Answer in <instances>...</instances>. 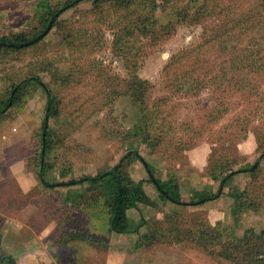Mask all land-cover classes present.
I'll use <instances>...</instances> for the list:
<instances>
[{
  "label": "rangeland",
  "instance_id": "rangeland-1",
  "mask_svg": "<svg viewBox=\"0 0 264 264\" xmlns=\"http://www.w3.org/2000/svg\"><path fill=\"white\" fill-rule=\"evenodd\" d=\"M42 1L0 0V38L33 35L29 32L37 31V6ZM49 1L57 6L62 0ZM228 1L233 0H135L131 11L136 12V22L128 24L122 22L121 6L104 1L95 7L92 0H84L69 10L59 8L51 29L33 48L0 50V100L26 80L40 78L60 109L58 117L49 120L54 129L49 181L95 176L126 157L132 161V179L147 180L140 155L156 169L158 178L176 180L184 203H189L195 192L222 194V174L212 168L214 157H225L227 169L237 173L258 161L264 153L263 55L260 62L243 60L249 40L237 33L218 38L222 33L218 24L227 23L224 13L236 9L242 16L254 17L258 28L248 29L246 35L253 37L256 51L264 52V3L234 0L240 7L225 4L220 19L224 23L216 21L221 4ZM142 17L145 24L155 20L170 26L159 30L169 34L161 39L142 36L144 25L138 22ZM117 38L124 41L117 43ZM174 57L184 66L167 69ZM138 79L148 85L146 110L139 96L129 93ZM28 85L21 104L0 118V264L32 255L34 243L40 253L56 259L54 264H234L225 258L229 246L244 241L246 234L251 237V230L264 231V198L260 208L237 217L231 196L254 187L257 193L242 201L260 202L263 159L254 172L238 173L221 197L203 205L163 202L146 183V191L157 202L146 216L162 219L173 214L180 223V234L165 233V245L136 248L139 240L118 238L108 227V210L102 204L95 208L98 212L92 208L75 214L74 222L114 246L115 254L107 258L103 249L86 243L64 244L73 227V205H63L67 189L44 187L37 177L48 101L41 87ZM145 115L153 119L149 125ZM84 195L91 197L89 192ZM56 205L61 206L56 217L72 218H66L63 226L52 220ZM137 214L132 212L130 218L137 219Z\"/></svg>",
  "mask_w": 264,
  "mask_h": 264
},
{
  "label": "trees",
  "instance_id": "trees-1",
  "mask_svg": "<svg viewBox=\"0 0 264 264\" xmlns=\"http://www.w3.org/2000/svg\"><path fill=\"white\" fill-rule=\"evenodd\" d=\"M84 0H62L60 4L57 6L50 3L49 0H43L42 2H39L37 6V13H38V26H36L37 31L33 33V30H31L29 33L33 35L28 34H13L9 36H4L0 38V50L4 51H13V52H20L23 49H30L36 46L40 40L36 43L34 40H36L42 33L46 31L49 24L52 22V19L54 18L55 14L58 12L59 8H62L63 6L66 8V10H69L73 8L74 6H77ZM87 1V0H86ZM91 1V0H89ZM94 2L95 7H98L99 2H109L112 5H118L122 7L123 15H121L122 22L125 23V21H128V24H133L136 21H133L136 16V12L131 11V7L135 4V0H92ZM234 5H237V8H239L240 4L237 3V1H228L227 3H222L220 6V13L218 16V19L216 21L224 23L223 20H220L222 18V14L226 10L225 4L231 3ZM262 3H264V0H262ZM219 6L216 7V9ZM236 11H232L228 14L224 13L226 15L225 20L227 23L224 24H218V26L222 29L221 35H218V38H231L230 36L234 33L236 36L237 34L241 37L248 39V43L244 47V53H247L245 58L243 57V60L251 61V60H258L261 61V56L264 57V52L256 51L254 49V46L251 44V40L253 37L247 36L248 29H254L258 28V24L256 22V19L254 17L249 16H242L241 13ZM185 17L187 14H183ZM218 15V13H217ZM141 24L144 25L142 36L148 38H154V39H161V37L166 36L169 33H159L160 29L164 30H170L169 27H162L158 22L148 21L147 24H145L146 17H142ZM58 20V19H57ZM131 20V21H130ZM127 26V25H126ZM125 26V28H126ZM38 29L42 31H38ZM208 29V28H207ZM44 30V31H43ZM218 32V30L216 29ZM244 31V32H243ZM237 33V34H235ZM155 36V37H154ZM124 41L123 39L116 40L118 42ZM252 51V52H251ZM250 54L248 55V53ZM185 57V56H183ZM262 57V59H264ZM186 58V57H185ZM251 59V60H249ZM177 61V62H176ZM176 64V66H175ZM260 64V63H259ZM255 63V67L260 65ZM184 66V62L182 59L179 60V57H174L171 61L170 65H168L166 68H172L175 67H182ZM262 66V65H261ZM261 68V67H260ZM36 84L39 87L42 88L44 93L47 96V112L46 117L44 119V126H43V132H42V138H41V153H40V162L42 160V163H40L39 172L37 174V177L40 181V183L47 188L56 190V189H67L68 190V196L65 197V199L62 201L63 205L72 204L73 205V227L69 230V233H67V238L69 239L64 242V244H68L69 242H81L86 243L89 246H92L94 248L103 249L104 251H108L110 248V245L108 242L104 241L101 238H98L90 234L89 230L85 226H78L75 225L74 219L75 214L80 213L82 211L88 210L93 208L92 211H97V207L101 209V204L103 205V208L108 210L105 212V214H108V227L111 232H113L116 235H122L126 237H132L138 243H136V248H139L140 246L147 245L148 248L152 247L153 244H159V245H165L167 241V234L171 235H178L181 233V228L179 227V224L176 221V218L173 216V214H165L164 218L158 219L154 216H146V210L148 208H156L157 202L154 201L153 197L150 196L149 191L147 192L145 189V184L150 183L158 192L159 198L163 202H169L172 204H176L179 206H191V205H203L207 202H211L216 200L217 198L221 197V195L224 193V190L226 188H229V183L232 181L234 176H236L238 173H250L254 172L255 169L261 164L262 160L264 159V153L261 155V157L258 159V161L253 166H246L244 169H240L237 172H233L231 170H228L227 166H225L226 158L225 157H214L212 168L215 172L220 173V176L222 174V179L220 183L219 189H221L222 194L220 195L218 192L214 193L212 195H209L205 192H195L191 194V200L189 203H184L183 195L181 193V186L176 180H169L164 181L156 176V169L148 163L142 156L138 155L137 158L141 162V164L144 166V169L148 175L147 180H141L139 182L134 181L132 177L130 176L129 168L131 164V159L126 157L121 162L120 165L114 166L111 170L100 173L95 176H87V177H81L80 179H71L68 182L64 181H49L48 179V170L52 169V164L50 163V158L53 154V138L52 133L54 132V129L51 128L49 120L57 118L60 114V109L57 106V103L54 100V96L52 92L50 91L49 87L40 79H29L26 80L24 85L28 84ZM19 87L16 91H11V95L4 100H0V118L6 114V112L15 106H18L21 104V101L23 100V93L25 86ZM131 86V84H128ZM29 86V85H28ZM148 87L147 83H144V81L139 80L134 83V86L130 87V94H133V97L140 98L141 104L145 107L146 102V96L144 93H147L145 90ZM139 89V91H137ZM145 91H142V90ZM138 92V95L133 93ZM127 94V96L129 95ZM126 95L125 93H123ZM143 114L144 112V108ZM146 110V107H145ZM145 119V125H149L151 123V118L148 115L144 116ZM149 120V121H148ZM150 122V123H149ZM136 130V129H135ZM138 127H137V134H138ZM149 133L153 131V129L148 130ZM148 135L151 137V133ZM161 131H159L158 139H162L161 137ZM155 137V135L153 136ZM219 177V175H217ZM256 179L258 176H255ZM255 179V181H257ZM254 188V187H253ZM248 188L245 190H236L231 196L235 200V206H234V215H237V217L242 214L243 212H246L251 209L260 208L263 204V198H264V192L260 193V202L256 203L255 200L252 201H242L244 198H247L248 195L251 193H257L256 188ZM85 190V191H84ZM264 191V188H262ZM85 192H89L91 194L90 199H85ZM61 206L56 205L54 207V212L52 216V220L56 222L58 226H63L64 220H71V217H64L59 218L55 216V213H60ZM98 212V211H97ZM132 212H137L139 219L136 221L135 219H131L130 215ZM235 217V216H234ZM236 219V218H235ZM133 224V226H132ZM72 225V224H71ZM147 226V228H145ZM145 230V233L143 229ZM143 232V233H142ZM185 234H190V231L185 230ZM252 235L251 237L247 235L246 239L244 241L238 242V244H231L229 246V251L227 252L228 257L225 256V258L230 259L232 261H236L237 263L234 264H264V231H262L260 234H255L251 230L250 232ZM183 234V231H182ZM198 234L194 232V236H197ZM65 238V237H64ZM137 238V239H136ZM191 241V240H190ZM62 243V244H61ZM148 243V244H146ZM63 241L61 239L60 245H64ZM200 247V245H199ZM202 248V247H201ZM203 251L206 250V248H202ZM98 251V250H97ZM13 263H6V264H16V260L13 259Z\"/></svg>",
  "mask_w": 264,
  "mask_h": 264
},
{
  "label": "crops",
  "instance_id": "crops-1",
  "mask_svg": "<svg viewBox=\"0 0 264 264\" xmlns=\"http://www.w3.org/2000/svg\"><path fill=\"white\" fill-rule=\"evenodd\" d=\"M11 109V108H10ZM8 112V111H7ZM6 112V113H7ZM184 200V199H183ZM136 217V216H134ZM136 221H138L139 219H135ZM118 238L124 237V236H120V235H116ZM41 246V245H40ZM29 248V246H28ZM35 250H33V252L31 253L32 255H30L29 253L27 254V256H22V257H18L17 258V262L18 264H38V260L45 262V264H54L57 263L56 259L52 258L51 256L47 257V252L46 253H40L39 250V246L37 247V245L34 243V247ZM42 248V247H41ZM53 248V246H52ZM113 249L114 246L110 245V248L108 249V251L106 252V257H110L111 255L115 254L113 253ZM45 252V251H44ZM39 258H38V257ZM119 256V255H118ZM30 257V258H29ZM52 258V259H51ZM62 263V262H61ZM107 264V263H105Z\"/></svg>",
  "mask_w": 264,
  "mask_h": 264
},
{
  "label": "water",
  "instance_id": "water-1",
  "mask_svg": "<svg viewBox=\"0 0 264 264\" xmlns=\"http://www.w3.org/2000/svg\"><path fill=\"white\" fill-rule=\"evenodd\" d=\"M59 14H60V13H57V14L54 16V19H55L56 17H58ZM54 19H53L52 22L50 23V25H49V27H48L46 33L49 32V30L51 29V27H52V25H53V22H54ZM46 33H44V34H42L41 36H39L36 40H34V42L36 43L37 41L43 39Z\"/></svg>",
  "mask_w": 264,
  "mask_h": 264
}]
</instances>
